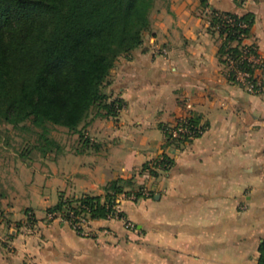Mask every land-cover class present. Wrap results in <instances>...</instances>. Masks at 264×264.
<instances>
[{"label": "crops", "instance_id": "crops-1", "mask_svg": "<svg viewBox=\"0 0 264 264\" xmlns=\"http://www.w3.org/2000/svg\"><path fill=\"white\" fill-rule=\"evenodd\" d=\"M213 10L252 16L247 41L262 60L253 71L259 90H246L221 62V39L210 27ZM107 92L124 103L119 113L94 119L86 141L60 143L41 158L25 180L20 208L0 203L6 214L0 264H258L264 0H208L207 7L199 0H156L142 45L116 61ZM188 117L202 133L166 144L164 126ZM162 155L172 160L169 170L140 174ZM132 177L151 196L121 195L124 219L92 220L89 236L46 212L60 196L101 195L108 181Z\"/></svg>", "mask_w": 264, "mask_h": 264}, {"label": "trees", "instance_id": "trees-1", "mask_svg": "<svg viewBox=\"0 0 264 264\" xmlns=\"http://www.w3.org/2000/svg\"><path fill=\"white\" fill-rule=\"evenodd\" d=\"M199 1L208 6V0ZM155 6L156 0H0V122L34 133V147L45 156L61 146L50 135L51 126L76 133L96 118L116 116L124 103L107 92L111 70L121 56L142 45ZM252 21L250 14L211 11L210 27L221 39L219 57L227 66L228 56L241 55L240 34H248ZM241 66L254 71L246 62ZM230 75L235 79L231 69ZM179 123L189 126L193 138L203 131L194 117ZM166 127L168 145L193 139L173 138ZM171 166L172 160L162 155L144 164L140 174L148 170L157 176ZM121 195L136 200L151 193L133 177L115 178L101 195L60 196L46 212L67 223L71 212L76 220L121 217ZM259 253L258 264H264V240Z\"/></svg>", "mask_w": 264, "mask_h": 264}, {"label": "rangeland", "instance_id": "rangeland-1", "mask_svg": "<svg viewBox=\"0 0 264 264\" xmlns=\"http://www.w3.org/2000/svg\"><path fill=\"white\" fill-rule=\"evenodd\" d=\"M85 129L74 133L62 126H51L50 135L56 142L70 147L77 141H86ZM36 137L27 129H14L11 125L0 122V193L3 190H7L9 193V197L0 196L2 207H5L7 202L13 203L17 208L22 206L24 201L23 185L30 174L29 172L37 170L41 158L50 157L53 154L50 151L47 155L42 156V152L34 147L38 143ZM145 191L147 192L146 188ZM0 213L2 218L6 219L3 210L0 209Z\"/></svg>", "mask_w": 264, "mask_h": 264}, {"label": "built area", "instance_id": "built-area-1", "mask_svg": "<svg viewBox=\"0 0 264 264\" xmlns=\"http://www.w3.org/2000/svg\"><path fill=\"white\" fill-rule=\"evenodd\" d=\"M230 21V19H228ZM240 26L242 28H246L248 25L246 23H241ZM218 26L216 25V28ZM241 50L242 53L239 57L233 58L228 56L229 68L234 71L235 79L240 83L243 87L246 88L249 92H255L261 88V85L254 80V74L246 68H243L241 64L243 62L248 63L251 67H256L261 65L262 60L260 56L257 54L256 46L253 43L247 41L248 34L241 33ZM166 133L171 137H182L188 135L189 138H193V132L185 123H177L174 125H167ZM48 216L50 218L54 217L53 213H49ZM61 220L65 221L61 216H57ZM124 219V216L114 217ZM70 226L78 232L82 236H89L91 234L90 224L92 220L85 218L84 216H80L79 219H75L74 214L70 213ZM127 227H131V224L128 221H125Z\"/></svg>", "mask_w": 264, "mask_h": 264}]
</instances>
